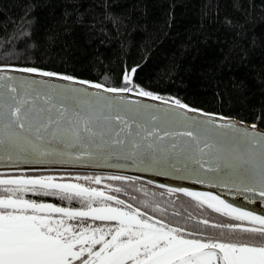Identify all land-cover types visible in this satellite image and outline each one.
Segmentation results:
<instances>
[{
  "label": "snow or ice",
  "instance_id": "obj_1",
  "mask_svg": "<svg viewBox=\"0 0 264 264\" xmlns=\"http://www.w3.org/2000/svg\"><path fill=\"white\" fill-rule=\"evenodd\" d=\"M137 67H124L122 86H110L0 64V264H264V210L231 199L264 202V136L215 113L190 116L202 109L147 90L136 82ZM14 70L89 87L25 80ZM58 164L92 171L51 167ZM146 182L166 190L161 197L184 194L230 222L210 217L204 228L176 226L167 206L142 210L122 197L147 191ZM217 227L232 234H211Z\"/></svg>",
  "mask_w": 264,
  "mask_h": 264
},
{
  "label": "trees",
  "instance_id": "obj_2",
  "mask_svg": "<svg viewBox=\"0 0 264 264\" xmlns=\"http://www.w3.org/2000/svg\"><path fill=\"white\" fill-rule=\"evenodd\" d=\"M0 64L110 86L138 65L136 82L147 90L264 128V0H0ZM146 187L121 195L142 210L167 206L176 226L230 222L186 195L169 200L160 186Z\"/></svg>",
  "mask_w": 264,
  "mask_h": 264
},
{
  "label": "water",
  "instance_id": "obj_3",
  "mask_svg": "<svg viewBox=\"0 0 264 264\" xmlns=\"http://www.w3.org/2000/svg\"><path fill=\"white\" fill-rule=\"evenodd\" d=\"M14 74L18 75L20 77H23L25 80H47L51 83H57V84H61V85H66L69 87H89L83 84H73L70 81L64 80L61 77H47V76H42L41 74L38 73H27V72H22V71H15L14 70ZM111 95V94H109ZM130 95L134 96L135 99L137 100H141L146 104H150L153 106H164L165 101L163 100H156L154 98L151 97H142L137 95L136 93H130ZM191 109H196V108H191ZM206 113H211V112H206L204 110H202L201 112L197 113L194 111H190L189 115L194 117V118H203L205 116ZM216 114V113H215ZM217 119H227V120H231V121H235L237 124L241 125V126H246L249 129H252L253 126H255V131L258 135L264 136V128H261L259 126H257L256 124L250 123V122H246L234 117H229V116H225V115H221V114H217L216 116ZM30 169L32 168H46L49 166L46 165H30L28 166ZM51 167H55L57 169H73V170H78L81 172H91L92 169L89 168L88 166H78V165H67V164H58V165H53ZM4 169L2 166H0V172H3ZM132 174H140V173H136L133 172ZM149 176V178H155L156 180H158L160 183H166V184H170L173 186H186V187H193V188H197V189H201V190H215V189H211L209 188V186L206 185H200L194 181H189V180H182V179H173L167 176H163V175H154V174H146ZM158 186H160L159 184H157ZM184 195V194H182ZM232 199L235 200H241L244 201L242 197H233ZM246 202V201H245ZM255 204L258 208L264 210V202H255L253 203Z\"/></svg>",
  "mask_w": 264,
  "mask_h": 264
},
{
  "label": "bare ground",
  "instance_id": "obj_4",
  "mask_svg": "<svg viewBox=\"0 0 264 264\" xmlns=\"http://www.w3.org/2000/svg\"><path fill=\"white\" fill-rule=\"evenodd\" d=\"M158 199V198H157ZM232 199V198H231ZM234 201H236L237 203H239V204H242V205H245V206H248V207H251V208H255V209H257V210H262V209H260V208H258L255 204H253V203H249V202H245V201H241V200H235V199H233Z\"/></svg>",
  "mask_w": 264,
  "mask_h": 264
}]
</instances>
